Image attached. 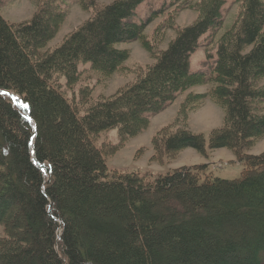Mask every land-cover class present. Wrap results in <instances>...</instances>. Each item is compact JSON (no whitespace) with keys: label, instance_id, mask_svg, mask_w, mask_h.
Segmentation results:
<instances>
[{"label":"trees","instance_id":"1","mask_svg":"<svg viewBox=\"0 0 264 264\" xmlns=\"http://www.w3.org/2000/svg\"><path fill=\"white\" fill-rule=\"evenodd\" d=\"M143 1L104 5L51 50L61 0H44L16 24L0 15V264H264V152L246 153L264 138V115L254 110L264 103L263 0H243L203 71L191 72L190 58L221 27L220 0L203 1L145 72L82 114L59 90V79L77 83L80 64L104 77L120 68L128 52L116 45L139 40L150 22L133 21ZM206 84L207 93L185 94L172 125L152 139L153 159L228 149L244 166L238 179L214 178L207 164L158 175L108 171V151L93 137L110 129L135 137ZM208 97L224 108V123L206 141L186 121Z\"/></svg>","mask_w":264,"mask_h":264},{"label":"rangeland","instance_id":"2","mask_svg":"<svg viewBox=\"0 0 264 264\" xmlns=\"http://www.w3.org/2000/svg\"><path fill=\"white\" fill-rule=\"evenodd\" d=\"M43 1L0 0V15L9 24L27 21L39 9ZM113 1L61 0L59 6L64 12L63 21L45 49L51 50L58 46L66 36L91 18L97 9ZM203 1L205 0L143 1L136 8L133 21L141 23L151 18L150 22L139 40L116 45L117 49L128 52V59L120 68L112 75L104 77L92 70L89 64H80L77 83L66 86L64 79H59V90L79 114H82L87 106L95 101L113 96L145 72L166 50L180 29L190 25L198 18V7ZM220 1H222V25L219 29L201 37L198 48L190 58L191 72L203 71L205 70L204 67L208 68L213 60L205 63V56L208 54L214 59L220 37L239 21L243 0ZM91 4H93L92 8L88 7ZM263 84L264 78L259 82V85ZM211 86L212 84L196 86L181 94L166 110L149 121L145 131L135 137L123 140L118 136L117 129L106 130L93 137V143L97 148L108 151V154L104 156L108 171L110 173L138 172L140 175L145 173L158 175L181 167L208 163L206 174L211 173L214 178L223 180L238 179L244 166L237 162L233 152L228 149L208 150L206 148L207 151L204 155L193 149H183L169 159H162V162L153 159L152 139L160 130L172 125L185 94L207 93ZM82 92L85 94V98H82ZM9 97L13 100L17 98L15 96ZM254 110L257 114L264 115V103L257 104ZM223 120L224 108L208 97L196 104L191 111H188L186 127L193 134H201L207 141L210 131L220 128L224 123ZM262 152H264V138L258 140L253 147L246 151L251 155H258ZM3 237L4 231L0 227V239Z\"/></svg>","mask_w":264,"mask_h":264},{"label":"crops","instance_id":"3","mask_svg":"<svg viewBox=\"0 0 264 264\" xmlns=\"http://www.w3.org/2000/svg\"><path fill=\"white\" fill-rule=\"evenodd\" d=\"M206 164H208V163H206Z\"/></svg>","mask_w":264,"mask_h":264}]
</instances>
